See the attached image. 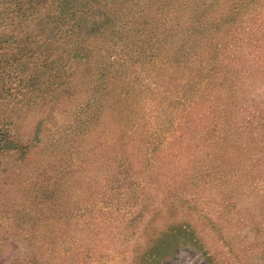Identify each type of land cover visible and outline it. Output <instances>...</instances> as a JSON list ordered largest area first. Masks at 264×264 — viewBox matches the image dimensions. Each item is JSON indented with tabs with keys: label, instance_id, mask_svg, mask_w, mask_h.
<instances>
[{
	"label": "rangeland",
	"instance_id": "obj_1",
	"mask_svg": "<svg viewBox=\"0 0 264 264\" xmlns=\"http://www.w3.org/2000/svg\"><path fill=\"white\" fill-rule=\"evenodd\" d=\"M1 134L0 264H264V0H0Z\"/></svg>",
	"mask_w": 264,
	"mask_h": 264
},
{
	"label": "trees",
	"instance_id": "obj_2",
	"mask_svg": "<svg viewBox=\"0 0 264 264\" xmlns=\"http://www.w3.org/2000/svg\"><path fill=\"white\" fill-rule=\"evenodd\" d=\"M32 1H35V0H32ZM4 136V134H1L0 135V150H3L4 148H7V149H16L17 148V144H15L14 142H2L4 141L2 139V137Z\"/></svg>",
	"mask_w": 264,
	"mask_h": 264
}]
</instances>
